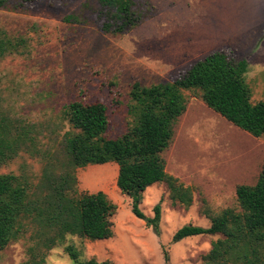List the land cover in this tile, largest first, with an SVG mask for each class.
I'll return each instance as SVG.
<instances>
[{
  "label": "rangeland",
  "instance_id": "obj_1",
  "mask_svg": "<svg viewBox=\"0 0 264 264\" xmlns=\"http://www.w3.org/2000/svg\"><path fill=\"white\" fill-rule=\"evenodd\" d=\"M134 10L139 25L112 33L102 28L105 9L97 0H5L0 36L13 47L0 59L2 107L35 127L41 152L24 149L0 165V175H16L33 189L49 160L46 155L59 153L62 135L69 130L63 119L67 105L102 103L108 117L106 137L120 138L136 126L141 113L131 95L136 85L142 89L171 83L214 51L245 60L250 101L264 99V0H135ZM199 95L184 91L185 112L162 153L166 172L192 190L191 206L172 204L163 184L148 187L139 208L148 220L154 216L153 207L160 205L157 235L132 214L131 199L116 186L114 163L79 168L76 194L103 191L116 205L114 235L94 242L68 236L46 252L45 264H74L64 251L69 244L78 250L80 261L201 264L220 236L178 242L173 236L186 225L208 228L205 210L211 215L239 210L235 190L256 183L263 166L264 134L254 137L240 130L209 109ZM31 233L29 227L1 251L0 264L28 261L34 244Z\"/></svg>",
  "mask_w": 264,
  "mask_h": 264
},
{
  "label": "trees",
  "instance_id": "obj_2",
  "mask_svg": "<svg viewBox=\"0 0 264 264\" xmlns=\"http://www.w3.org/2000/svg\"><path fill=\"white\" fill-rule=\"evenodd\" d=\"M97 2L105 9V32L123 33L141 22L134 10L135 0ZM4 5L5 0H0V9ZM12 47L0 36V59ZM247 69L245 60L235 61L223 51H214L171 83L142 89L136 85L131 95L141 105L138 122L117 139L106 137L108 117L102 103L71 102L63 111L69 130L62 135L59 153L46 155L49 160L39 183L32 189L16 175H0V252L29 227L34 244L24 264H45L46 252L64 244L68 236L91 242L112 238L111 218L116 205L103 191L76 194V170L90 165L117 164L116 186L131 199V212L137 219L145 218L139 208L141 195L158 183L166 187L172 204L189 207L192 190L166 173L162 158L173 138L175 123L185 112L184 91L200 92L208 108L240 130L260 137L264 134V99L251 103ZM2 101L0 98V165L11 162L24 149L41 152L35 127L8 114ZM236 201L238 211L227 208L211 215L205 210L210 226H183L174 234L173 242L219 235L201 264H264V159L256 184L238 186ZM152 211L154 216L146 224L158 235L160 205ZM64 251L74 264H112L95 259L80 261L72 244Z\"/></svg>",
  "mask_w": 264,
  "mask_h": 264
},
{
  "label": "crops",
  "instance_id": "obj_3",
  "mask_svg": "<svg viewBox=\"0 0 264 264\" xmlns=\"http://www.w3.org/2000/svg\"><path fill=\"white\" fill-rule=\"evenodd\" d=\"M246 75V74H245ZM246 80V79H245ZM247 83V82H246ZM210 109V108H209ZM216 113V112H215ZM218 114V113H217ZM182 116V115H181ZM222 117V116H221ZM247 133V132H246ZM172 141V140H171ZM170 145V144H169ZM164 160V159H163ZM115 164V163H114ZM105 165V164H104ZM115 170H116V179H117V175H118V166H117V164H115ZM262 170V169H261ZM165 171H166V168H165ZM167 173V172H166ZM261 173V172H260ZM168 174V173H167ZM101 175H103L106 179H107V177H108V174L107 173H103V174H101ZM169 175V174H168ZM260 175V174H259ZM171 176V175H170ZM173 177V176H172ZM175 178V177H174ZM259 178V177H258ZM176 179V178H175ZM258 180V179H257ZM179 182V181H178ZM257 182V181H256ZM180 183V182H179ZM180 184H182V183H180ZM256 184V183H255ZM254 184V185H255ZM183 185V184H182ZM246 186H249V185H246ZM251 186H253V185H251ZM186 187V186H185ZM235 194H236V190H235ZM168 198H169V196H168ZM170 200V199H169ZM193 201V200H192ZM171 202V201H170ZM172 203V202H171ZM191 206V205H190ZM189 206V207H190ZM113 235H114V232H113ZM111 239V238H110Z\"/></svg>",
  "mask_w": 264,
  "mask_h": 264
},
{
  "label": "water",
  "instance_id": "obj_4",
  "mask_svg": "<svg viewBox=\"0 0 264 264\" xmlns=\"http://www.w3.org/2000/svg\"><path fill=\"white\" fill-rule=\"evenodd\" d=\"M144 221H145V222H147V218H146V219H144Z\"/></svg>",
  "mask_w": 264,
  "mask_h": 264
},
{
  "label": "bare ground",
  "instance_id": "obj_5",
  "mask_svg": "<svg viewBox=\"0 0 264 264\" xmlns=\"http://www.w3.org/2000/svg\"><path fill=\"white\" fill-rule=\"evenodd\" d=\"M207 131V130H206ZM190 135H191V133H190ZM199 135V134H198Z\"/></svg>",
  "mask_w": 264,
  "mask_h": 264
}]
</instances>
